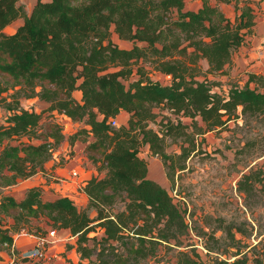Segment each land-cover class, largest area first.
I'll use <instances>...</instances> for the list:
<instances>
[{
	"label": "trees",
	"instance_id": "obj_1",
	"mask_svg": "<svg viewBox=\"0 0 264 264\" xmlns=\"http://www.w3.org/2000/svg\"><path fill=\"white\" fill-rule=\"evenodd\" d=\"M219 1L231 2L200 0L189 9L185 0H36L28 12L20 0H0V101L7 111L0 123V189L45 171L64 140L84 142L96 171L81 185L84 205L67 194L44 199L40 184L28 186L20 199L0 194V260L13 249L22 264H44L27 262L14 247L21 231L47 233L33 224L42 217L51 229L68 228L75 237L65 250L74 248L81 259L94 256L97 264H142L157 257L162 244L187 246L186 211L148 176L139 151L147 145L172 178L186 167L197 136L203 140L233 118L264 114V74L249 71L242 86L213 90L220 84L214 76L226 72L256 22L249 2L239 7L234 0L240 12L232 19ZM113 34L132 46H119ZM145 63L169 81L146 75ZM134 66L138 76L131 79ZM33 99L47 105L35 110L22 103ZM157 106L169 114L157 119ZM121 110L129 113L126 123L112 124ZM59 116L83 124L65 135ZM178 140L179 150L168 152L169 142ZM237 189L247 200L264 191V169L242 173ZM118 201L122 207L114 209ZM220 226L228 238L224 247L214 227L201 231L212 240L205 242L208 251L226 254H216L214 264H264V230H256L255 243H242L245 250L235 233L251 234L252 224L248 230L221 220ZM175 258L174 264H204L194 246L177 250Z\"/></svg>",
	"mask_w": 264,
	"mask_h": 264
},
{
	"label": "rangeland",
	"instance_id": "obj_2",
	"mask_svg": "<svg viewBox=\"0 0 264 264\" xmlns=\"http://www.w3.org/2000/svg\"><path fill=\"white\" fill-rule=\"evenodd\" d=\"M25 9L29 12L36 0H20ZM219 1L218 4L223 8V11L227 16L233 19L236 14L240 12V9H234L233 3ZM239 7L243 3H250L254 7L256 12V19L259 21L264 15V0H237ZM186 7L195 6V0H185ZM21 20H15L11 22L5 31H13ZM111 38L121 47L129 48L132 46V42L128 40L118 39L115 35H111ZM232 62L226 67V73L218 74L214 76L215 80L220 84L213 86V90L223 92L227 85L238 83H244V76L235 74L233 77L230 72L232 63L235 62L234 51L231 55ZM147 69L146 75L151 78L158 79L162 83L169 81V76L162 74L152 68L149 64L145 63ZM134 66L133 75L131 79L138 76L135 72ZM241 73V72H238ZM201 77V76H200ZM242 77V78H241ZM210 78H212L210 76ZM253 85V84H251ZM24 101V105L31 107L37 104L34 100ZM42 105L40 109L44 108ZM159 113L157 119L162 114H169V111L159 106L154 108ZM240 106L238 107V111ZM7 111L2 107L0 101V123ZM46 115V114H45ZM63 127V132L68 135L71 131L81 126L82 122H71L66 116L56 117ZM184 123H191V117L182 116ZM118 124L120 123L117 120ZM156 122H151L150 126L156 128ZM204 139L201 136H197V148L185 160L186 167L181 170H176L173 177L169 176L168 168L163 164L159 155H153L150 153L146 146L140 149V155L144 157L148 162V169L150 170V177L165 186L174 198V201L184 209L185 218L188 222V233L183 236V243H187V246H171L166 244L160 245L157 257H149L142 261V264H174L175 253L181 248L195 247L196 252L199 253L200 259L204 264H214L213 258L217 254L219 257H225L226 254H220L218 252L208 251L205 247V242L211 241V238L207 234H201V231L209 232L212 227L215 228L214 235L222 236L219 241L220 246L224 247L227 243L226 233L221 228V220L225 223H234L235 225L241 224L245 229H250L252 224L254 229L249 235H243L241 233H235L236 237L241 239V248L247 250L248 247L243 246L242 243L247 244L255 243L259 236H256V230H264V191H257L256 194L250 196L247 199L244 198V194L237 189V180L242 173L247 172L252 168L264 169V114H260L255 117H247L246 119L238 117L230 119L223 128L209 130L204 134ZM179 140L171 141L167 145L168 152H174L179 150ZM62 145V144H61ZM75 149V148H74ZM65 149V151L56 154L57 149L53 153V157L49 161H53L51 168L54 166L67 167L70 175H72V168L68 163L71 161V165H74L77 170L75 178H80L89 172L90 167L83 158L77 157L78 149ZM56 154V159H54ZM73 157V158H72ZM54 159V160H53ZM66 164V165H65ZM94 167V166H93ZM53 175L60 174L54 173ZM5 193V189H0V194ZM82 200H81V199ZM79 199V200H78ZM83 197L77 195V204L84 205ZM122 207V202L114 206V209ZM48 220L44 217L40 219H34L33 224L46 227ZM45 229V228H44ZM100 236V231L95 232ZM73 237V236H72ZM75 241L74 239L71 240ZM69 243L68 240L65 242ZM65 244L60 245L58 242L51 247V258L46 264H97L95 257L80 258L78 252L74 248L66 249ZM49 248V247H48ZM50 249V248H49ZM232 251L234 247L229 248ZM5 262L3 264H12L11 256H4ZM158 259V261H157ZM233 259V256L229 254V260ZM247 264H253L248 261Z\"/></svg>",
	"mask_w": 264,
	"mask_h": 264
},
{
	"label": "crops",
	"instance_id": "obj_3",
	"mask_svg": "<svg viewBox=\"0 0 264 264\" xmlns=\"http://www.w3.org/2000/svg\"><path fill=\"white\" fill-rule=\"evenodd\" d=\"M195 2V6L186 7L185 5V7L189 9H196L200 5V0H195ZM211 2L216 3V0H211ZM220 7L222 8L221 5ZM260 18L261 19L259 21L255 19L256 22L253 25L252 32L246 35L244 43L234 50L235 62L232 63L231 68L229 69V73L232 74L229 77H233L235 74H240L244 76L243 78L245 82L247 79V73L249 71L264 74V15ZM115 36L117 37V35ZM226 72L223 74H228ZM239 86H242V84H239ZM33 100L37 102V104L33 106L35 110H39L42 105H47L46 102L40 99ZM128 115L129 113L127 111L121 110L120 113L117 115V120H119L120 123H126ZM76 123L77 122H75V124ZM61 144L62 145L57 148L56 154L65 151V149H69V151H71L70 149L72 148L74 151L71 155H74L76 153L75 149L77 148L79 151L77 152V157L83 158V160L86 161L88 166L90 167L89 172L86 175L80 178H75L74 176L70 175L69 170L67 168L69 166H54L53 168H51V164H53V161H48L45 164V171H39L38 173L28 178H25L12 186L2 188L5 189V193L13 195L16 199H20L24 196V193L28 186L33 184H40L41 186H43L42 197L44 199H54L59 195L67 194L77 203V195H80L81 197H83V202L85 204L86 196L81 189V185L85 178L89 177L92 173H96L95 168L86 159L83 153L84 142L77 140L73 145H69L68 142L64 140ZM147 148L148 147L146 146V149ZM56 154H54V159L57 158ZM68 164L72 168H76L74 165H71V161ZM149 171L150 170L148 169V176L150 177ZM54 173L60 174V176H55L53 175ZM44 228L46 229V231H48L49 229H51V226L47 225ZM37 237L38 235L36 234L21 231L15 235L14 247L21 253H25L34 247ZM72 239H74V237L71 236L68 228L55 229V235L49 236V248L51 250V247L54 246L56 242H58L60 245H64L67 240L68 242H72ZM3 262H5V259L0 260V264H3Z\"/></svg>",
	"mask_w": 264,
	"mask_h": 264
},
{
	"label": "built area",
	"instance_id": "obj_4",
	"mask_svg": "<svg viewBox=\"0 0 264 264\" xmlns=\"http://www.w3.org/2000/svg\"><path fill=\"white\" fill-rule=\"evenodd\" d=\"M111 123L114 125H118L117 122V117H114L111 119ZM72 175L74 176L77 174V170L74 168L72 170H70ZM55 235V229H49L47 231L46 234L44 235H39L35 241V245L32 249H30L29 251L25 252V253H21L19 256H23L27 258V262L30 261H40L43 262L44 264H46L48 262V260L51 258V254H50V249L48 247H50L49 243V236H54ZM11 253H12V264H22V261L19 257H15V253L13 252V249H11Z\"/></svg>",
	"mask_w": 264,
	"mask_h": 264
}]
</instances>
